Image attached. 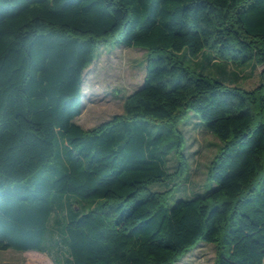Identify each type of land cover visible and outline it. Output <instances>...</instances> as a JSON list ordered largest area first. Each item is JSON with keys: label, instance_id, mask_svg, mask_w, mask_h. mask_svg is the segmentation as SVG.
Listing matches in <instances>:
<instances>
[{"label": "trees", "instance_id": "obj_1", "mask_svg": "<svg viewBox=\"0 0 264 264\" xmlns=\"http://www.w3.org/2000/svg\"><path fill=\"white\" fill-rule=\"evenodd\" d=\"M111 42L145 50L146 75L85 130L83 73ZM207 54L264 66V0H0V250L49 255L60 236L65 264H176L205 242L215 264L264 263V74L244 90L183 61ZM189 112L220 141L212 187L170 204L150 186L186 168Z\"/></svg>", "mask_w": 264, "mask_h": 264}, {"label": "rangeland", "instance_id": "obj_2", "mask_svg": "<svg viewBox=\"0 0 264 264\" xmlns=\"http://www.w3.org/2000/svg\"><path fill=\"white\" fill-rule=\"evenodd\" d=\"M210 55L198 56L196 59L185 55L183 61L194 71L230 86L253 90L261 84L264 66L257 64L236 66L228 63L224 65L218 60H213ZM146 66L147 53L141 48L127 47L122 43L113 42L100 46L92 65L83 73L81 108L74 122L83 129L90 130L115 117L124 116L125 101L142 86ZM177 127L183 136L182 153L186 168L176 181L167 180L162 184L150 186L152 191L158 192L170 188L168 194H174L170 198V204L175 198H187L196 193L203 194L212 187L206 181L207 170L220 146V141L200 123L199 116L195 112H189ZM166 163L168 172L177 176L181 166L176 153L169 155ZM63 218L62 212L56 211L51 222L55 230L59 229L60 225L57 222L60 223ZM57 240L59 246L49 255L33 251L0 250V264H65L64 260L67 258L65 246L60 236ZM60 252L62 258H59ZM215 262L216 248L212 244L199 242L176 264H215Z\"/></svg>", "mask_w": 264, "mask_h": 264}]
</instances>
